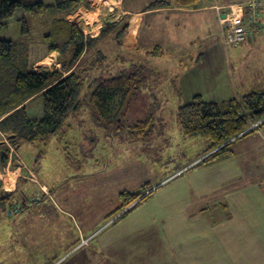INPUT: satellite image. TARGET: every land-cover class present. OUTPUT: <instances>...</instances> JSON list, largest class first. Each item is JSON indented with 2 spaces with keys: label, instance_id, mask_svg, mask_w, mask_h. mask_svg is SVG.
Wrapping results in <instances>:
<instances>
[{
  "label": "rangeland",
  "instance_id": "obj_1",
  "mask_svg": "<svg viewBox=\"0 0 264 264\" xmlns=\"http://www.w3.org/2000/svg\"><path fill=\"white\" fill-rule=\"evenodd\" d=\"M43 1L47 4L54 2ZM151 1L128 0L135 7ZM261 7L264 22V6L261 4ZM57 12L55 9L45 18L51 19ZM17 16L0 29V38L13 39L19 50L25 45L37 71L55 70V63L59 60L54 63L53 57L47 58L46 45L33 30L40 20L23 9L18 10ZM150 17L143 36L152 37L157 43L149 49L126 51L112 41L110 35L98 45L105 55L100 65L101 78L122 70L139 72L146 78L123 109L114 107V116L121 121L109 128L100 124L90 105L85 102L79 112L69 117L64 128L52 135L47 143L21 142L17 145L18 153L24 160L30 163L33 158L37 159L33 168L48 181L51 196L43 193L37 185L23 183L15 198L3 200V204H0V264H192L175 253V244L178 245L179 240L173 224L174 209H178V206L174 203L173 191L176 183L182 180L190 186V182H194L193 175L202 173L203 169L187 172L185 175L189 182L186 176L173 181V175L186 158L195 156L197 152L202 153L208 141L201 136L187 137L183 134L178 108L191 101L195 92H200L207 101L219 102L221 99L218 98L222 95L217 91L224 92L225 89L221 86L214 89L212 79H207L202 80L203 86L198 83L190 90L185 82V73L196 65L189 63L187 52L180 51L178 45L174 44L158 45L166 36L177 38L173 21L165 23L160 17ZM24 18L32 35L24 33ZM153 20L165 24L166 29L154 27ZM202 32L200 29H190L187 33L192 37L198 35L194 40L199 41ZM215 32L211 25L209 33ZM200 46L201 50L208 48L207 43H201L191 44L187 50L194 54ZM154 49L164 53L153 54L150 51ZM239 54L233 61L237 77L256 84L259 81L254 72L257 74L259 69H264V61H258L256 66L254 63L257 57L264 56V43L254 42L243 47ZM239 57H242L240 61ZM244 64L248 72L242 76L240 71ZM221 79H225V76ZM181 82L183 94H180ZM262 82L257 83L259 87L255 90L264 88ZM93 87H85L83 94L88 95ZM246 92L240 91L239 95L234 92V97H242ZM39 102L41 111L35 114L37 117L43 114L42 97H39ZM39 102L34 101L35 109ZM149 114L153 116L149 133L140 138L132 136L131 125ZM262 121L264 119L251 124L250 127L256 129L254 133L264 135V128H258ZM122 123L124 127L120 128ZM66 128L68 130L62 135ZM253 134L236 140L231 146L235 156L220 160L214 166V196H221L223 187L220 186L226 185V177L233 173L224 174L221 181L218 180L221 170H237L239 164H264V158L249 151L259 149L254 146ZM5 144L4 151L7 150L12 158L16 145L8 138ZM40 151L44 154L38 157ZM261 171L251 174L264 180V172ZM234 174L240 173L234 171ZM147 182L153 187H159L161 182L163 184L124 216L120 217L123 209L108 218L119 206L121 191L138 192ZM219 199L225 203L221 197ZM195 206L199 208L201 204ZM89 235L90 238H87ZM86 240L87 243H84ZM71 249L74 250L67 256L74 254L67 260L64 255Z\"/></svg>",
  "mask_w": 264,
  "mask_h": 264
},
{
  "label": "crops",
  "instance_id": "obj_2",
  "mask_svg": "<svg viewBox=\"0 0 264 264\" xmlns=\"http://www.w3.org/2000/svg\"><path fill=\"white\" fill-rule=\"evenodd\" d=\"M151 2L135 7L130 5L128 0H85L77 9L83 14L81 27L84 33L93 37L99 35L107 24L120 23L127 16L130 27L123 36L122 43L120 45L117 43L119 47H124L126 51L140 48L147 50L152 45H155L154 43H157L154 42L152 37L143 36L144 29L151 15L153 19L160 17L165 23L173 21L174 32L179 36L177 35V38L166 36L158 45L167 46L174 44L178 45L180 51L184 50L187 52L189 63L196 65L188 68L189 71L185 73L187 75L185 82L190 90L197 87L198 83L203 86L202 80L212 79L214 89L220 86L225 89L224 92L217 91L222 95L218 98L222 101V99L226 100L234 97V92H237L238 95L243 90L250 92L259 87L257 83H263L264 69H259L257 74L254 72L259 82L252 85L249 80H245L246 78L241 80V77L240 79L237 77L238 75L233 65L234 57L240 55L239 53L243 47L246 48L253 45L254 42L264 43V22L260 12L262 7L259 9L257 17V25L260 28L253 31L252 35H249L246 40L239 44H227L222 34V24L218 18L219 8L224 10L229 5H240L239 7L242 8L245 0H196L194 4L188 6L173 5L148 8ZM261 4L264 6L262 0ZM67 18L71 19V13L67 15ZM152 24L157 29H166V25L159 21L153 20ZM211 25L214 26L216 31L214 34L209 33ZM254 25V22L245 21L246 27H253ZM190 29L204 31L199 36V41L194 40L198 35L192 37L190 33H187ZM110 36V39L116 42L113 39V35L110 34ZM105 37L99 39L95 48L87 51L85 57L90 59L96 50H101L98 45ZM201 43H207L208 48L201 50L202 47L200 46L194 54L187 50V46ZM161 53L164 52L162 51ZM48 55L47 58H54V63L60 59L58 51H53ZM241 58L239 57L238 60L240 61ZM256 59L254 66H256L258 61H264V56ZM202 61L204 62L202 63ZM60 66V62H56L55 70H60ZM244 66L246 64L243 65L244 70L241 68L240 71L242 76H245V73L248 72V69L246 70ZM223 76H225V79H221ZM212 84L209 85L212 86ZM182 86L183 83L181 82L180 94H183ZM258 90H264V88H259ZM196 93L195 95H202L200 92ZM39 97L41 96L36 95L26 102L27 110L31 116H35L41 111ZM34 101L39 102L36 109L33 106ZM32 110L34 111L32 112ZM258 128L262 130L264 123L261 122ZM253 136L255 138L254 146L259 149L257 151L255 149L249 151L261 156L263 159L264 135L254 133ZM7 138H9V133L0 130V204H3V200L8 197L15 198L20 185L23 183L26 185H37L43 193L45 192L49 195L51 190L48 181L46 178L41 177L40 173L33 168V164L37 163L35 158L30 163L24 160L21 154L18 153L17 145L12 158L9 152H7L6 159L1 158V152L5 149ZM205 145L207 148L208 143L206 142ZM199 154L197 152L195 156L186 158L173 175V181L182 180L187 172L203 169L201 170L202 173L193 175L195 177L193 179L194 182H190V186L184 180L174 186L173 199L178 209H174L173 225L175 230H177L176 238L179 240L178 245L175 244L176 255L180 259L184 258V261H190L192 264H264V180L251 174L258 170L264 172V164L259 166L239 164L237 170H221L218 177V180L221 181L224 180V174L233 173L226 177V185L220 186L223 187L221 196H214L215 190L212 187L214 178L212 173H214V166L220 161L201 163L200 161L203 157L209 153L198 158ZM233 156H235V153L224 160ZM234 171L240 174H237L236 177ZM236 178L237 181L235 182ZM187 181L189 182V179ZM163 182H161V185ZM154 187L159 188L158 186ZM220 197L225 203L220 201ZM199 203L201 206L198 208L195 205ZM87 238H90V235ZM73 250H69L64 256H67ZM73 254L74 252L67 256V260Z\"/></svg>",
  "mask_w": 264,
  "mask_h": 264
},
{
  "label": "trees",
  "instance_id": "obj_3",
  "mask_svg": "<svg viewBox=\"0 0 264 264\" xmlns=\"http://www.w3.org/2000/svg\"><path fill=\"white\" fill-rule=\"evenodd\" d=\"M84 1L54 0L47 4L43 0H0V29L10 19L18 17L19 9L30 12L40 20L33 30L46 45L47 54L58 51L61 64L60 70L37 71L25 45L19 50L13 39L0 38V130L9 133L8 139L13 145L21 142L47 143L52 135L64 128L69 117L79 112L85 102L94 111L97 121L109 128L121 121L114 116V107L123 109L127 100L137 94L145 82L146 78L141 73L128 70L101 78L100 65L105 58L102 51L96 50L90 59L85 57L87 51L95 48L99 39L104 36L113 35V39L120 45L130 23L125 16L120 23L107 24L99 35H87L80 25L67 18ZM195 1L155 0L148 8L188 6ZM55 9L58 11L57 15H53L51 19L45 18L47 13ZM23 21L24 33L32 35L27 20L24 18ZM150 52L156 54L162 50L154 49ZM87 86H94L88 95L83 94ZM36 95L42 97L41 117L31 116L27 110L26 102ZM152 117L149 114L134 122L130 129L132 136L145 137L150 131ZM263 119L264 90H253L240 98L232 97L219 102L207 101L198 94L178 108V120L183 134L187 137L201 136L208 141L207 148L198 156L199 158L209 153L201 163H213L232 156V144L255 129L235 137L247 130L252 123ZM122 127L123 123L120 125ZM67 130L68 128L64 129L62 135ZM230 139L233 140L224 144ZM43 154L40 151L37 156ZM4 158H7V150ZM141 187L138 192L121 191L118 196L119 206L108 218L129 207L153 185L147 182ZM154 191L155 189L149 192L120 217Z\"/></svg>",
  "mask_w": 264,
  "mask_h": 264
},
{
  "label": "built area",
  "instance_id": "obj_4",
  "mask_svg": "<svg viewBox=\"0 0 264 264\" xmlns=\"http://www.w3.org/2000/svg\"><path fill=\"white\" fill-rule=\"evenodd\" d=\"M240 5H229L224 10L219 8L218 18L222 24V34L225 37L227 44H239L252 35L253 31L258 30L260 27L257 25V17L261 7L260 0H245ZM225 14V16H223ZM71 20L81 26L83 22V14L75 9L71 13ZM254 22L253 27H246L245 21ZM87 243V240L86 242Z\"/></svg>",
  "mask_w": 264,
  "mask_h": 264
},
{
  "label": "water",
  "instance_id": "obj_5",
  "mask_svg": "<svg viewBox=\"0 0 264 264\" xmlns=\"http://www.w3.org/2000/svg\"><path fill=\"white\" fill-rule=\"evenodd\" d=\"M223 16H225V14H223ZM263 122V121H262ZM252 128L249 127L247 130H245L243 133L239 134L238 136H236L235 138L239 137L240 135L246 133L247 131H250ZM233 138V139H235ZM233 139H230L229 141H227L224 144H227L228 142L232 141ZM5 157V151L3 150L1 152V158L4 159ZM156 187H152L149 190H147L145 193H143L133 204H135L136 202H138L139 200H141L144 196H146L149 192H151L152 190H154ZM132 205H130L129 207L125 208L120 214H122L123 212H125L128 208H130Z\"/></svg>",
  "mask_w": 264,
  "mask_h": 264
}]
</instances>
